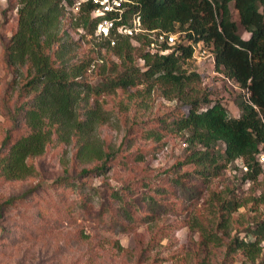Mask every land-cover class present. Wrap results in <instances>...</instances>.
Instances as JSON below:
<instances>
[{
	"label": "rangeland",
	"instance_id": "obj_1",
	"mask_svg": "<svg viewBox=\"0 0 264 264\" xmlns=\"http://www.w3.org/2000/svg\"><path fill=\"white\" fill-rule=\"evenodd\" d=\"M17 7L18 0H0V148L29 131L21 110L30 98L21 91L25 68L14 75L2 53L17 29ZM230 8L239 22L233 3ZM80 21L66 9L62 23L77 41L75 58L93 57L96 65L105 58L113 70L110 62L120 60ZM185 67L203 72L199 85L216 90L230 116L240 114L236 85L207 75V61L192 58ZM87 78L100 79L93 70ZM162 91L139 85L99 98L106 120L96 135L108 157L83 161L78 142L53 137L29 160L32 175L0 174V264H257L264 258V250L254 262L231 245L264 218V173L248 180L237 159L217 175H203L202 166L186 161V134L172 123L188 107ZM259 159L264 168V155Z\"/></svg>",
	"mask_w": 264,
	"mask_h": 264
},
{
	"label": "trees",
	"instance_id": "obj_2",
	"mask_svg": "<svg viewBox=\"0 0 264 264\" xmlns=\"http://www.w3.org/2000/svg\"><path fill=\"white\" fill-rule=\"evenodd\" d=\"M65 1L18 0L17 29L2 53L14 75L25 68L21 91L30 98L21 110L29 131L0 148L2 176L32 175L35 168L29 160L42 155L53 137L64 143L78 142L77 156L83 161L108 157L96 135L98 125L106 120L99 98L139 85L149 93L160 88L164 96L187 105L186 112L172 123L186 134L190 147L186 161L202 166L203 175H217L237 159L248 168V180L264 173L259 159L264 155V0L124 1L122 18L102 44L120 60L111 59L113 70L105 58L97 65L93 57L75 58L77 41L69 38L62 23L74 0ZM231 3L238 10L239 22L234 20ZM93 8L91 2L81 6L77 25L95 37L100 18L91 16ZM136 16L146 31L133 35L118 31L122 25L134 28ZM154 29L179 33L173 46H164L170 49L167 53L149 50V31ZM194 45L209 47L215 69L239 84L238 116L229 115L223 100L213 96L216 90L199 85L203 72L185 67ZM89 70L100 79L91 82ZM239 205L235 202L233 207ZM231 245L255 262L264 250V218ZM257 264H264V258Z\"/></svg>",
	"mask_w": 264,
	"mask_h": 264
},
{
	"label": "built area",
	"instance_id": "obj_3",
	"mask_svg": "<svg viewBox=\"0 0 264 264\" xmlns=\"http://www.w3.org/2000/svg\"><path fill=\"white\" fill-rule=\"evenodd\" d=\"M127 0H74L73 4L70 8L76 12H78L82 5L87 2H91L94 5L92 9L91 16L93 18H100L99 22L97 23V28L95 31L96 37H100L103 39L105 37H109L113 28H115V24L117 20L122 18L123 8L122 3ZM63 3L66 4V1L63 0ZM111 13H115L116 16L112 17ZM134 28L122 25L118 27V31L127 34L133 35L134 32L138 31H146L141 27V19L140 16H136L133 19ZM150 37L152 41L149 45V50L153 52H160V53H167L170 49L164 47L165 45L173 46L176 41L178 40L179 33L163 30V29H154L149 31ZM114 43V41H112ZM194 59L201 60V62L207 61L208 64L211 66L212 70L208 72L210 75L211 73L215 76L221 77L224 81L228 84L234 86L240 90L239 84L235 81L234 78L225 76L221 74L219 71L215 69V56L214 54L206 47H202L201 45H194ZM208 66V65H207ZM204 78V77H203ZM205 79V78H204ZM247 169V167L245 166Z\"/></svg>",
	"mask_w": 264,
	"mask_h": 264
}]
</instances>
